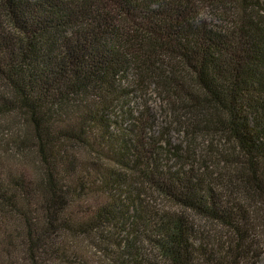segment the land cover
I'll use <instances>...</instances> for the list:
<instances>
[{"label":"trees","instance_id":"1","mask_svg":"<svg viewBox=\"0 0 264 264\" xmlns=\"http://www.w3.org/2000/svg\"><path fill=\"white\" fill-rule=\"evenodd\" d=\"M0 83V264H264V0H0Z\"/></svg>","mask_w":264,"mask_h":264},{"label":"rangeland","instance_id":"2","mask_svg":"<svg viewBox=\"0 0 264 264\" xmlns=\"http://www.w3.org/2000/svg\"><path fill=\"white\" fill-rule=\"evenodd\" d=\"M0 97L9 100L8 90L0 83ZM133 106L142 110L146 107L150 110L152 117L155 121V128L160 130L161 127H165L167 130H171L170 138L174 143L187 144L189 139H192L194 146V154L201 156L205 162V165L211 166L215 161L214 153L208 149L215 146L219 149V143L217 137H212L210 135L205 136L204 134H194L193 136H188L186 132V125L189 123V118L185 117V106H181L180 103L171 105L169 101L165 99L161 90H154L150 88L145 94L136 93L133 96ZM0 105V148H8L14 144V141L20 137L16 132V127L13 125L10 119L14 118V114H5L1 110ZM7 115V116H5ZM12 115V116H10ZM197 119V117H196ZM193 120V119H192ZM151 206L157 209V211H167L170 213H176L178 208L164 200L157 194H153L150 198ZM190 218L194 220L198 225H203L206 229H211L210 225L203 219L195 218L190 215ZM143 250L149 258L155 256V251L148 244L143 245Z\"/></svg>","mask_w":264,"mask_h":264}]
</instances>
